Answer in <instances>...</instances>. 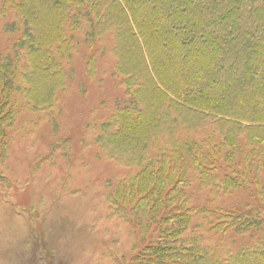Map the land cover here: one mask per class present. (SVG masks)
Returning a JSON list of instances; mask_svg holds the SVG:
<instances>
[{
  "label": "trees",
  "instance_id": "trees-1",
  "mask_svg": "<svg viewBox=\"0 0 264 264\" xmlns=\"http://www.w3.org/2000/svg\"><path fill=\"white\" fill-rule=\"evenodd\" d=\"M4 7L17 12L24 36H47L67 56L68 30L82 28L81 20L90 45L112 36L115 72L128 100L102 125L108 131L102 142L140 172L110 202L140 233L158 234L134 261L264 264V245L220 261L199 238L184 239L193 214L208 212L190 207L188 189L194 182L201 190L228 195L251 183L250 168L264 160V0H0V11ZM30 60L38 81L27 77L24 67L16 78V61L0 56V138L9 127L7 109L16 92L28 104L51 106L56 88L64 85L55 78L59 63L51 54ZM88 63L93 68L94 58ZM207 122L219 129L221 139L214 134L206 141L190 138ZM161 140V152L149 156L151 145ZM222 162L229 163L225 171ZM253 178L260 190L258 175ZM248 217L218 208L207 219L225 234L229 228L240 233L257 226L251 213Z\"/></svg>",
  "mask_w": 264,
  "mask_h": 264
},
{
  "label": "rangeland",
  "instance_id": "rangeland-1",
  "mask_svg": "<svg viewBox=\"0 0 264 264\" xmlns=\"http://www.w3.org/2000/svg\"><path fill=\"white\" fill-rule=\"evenodd\" d=\"M81 23L82 28L68 30L67 56L52 47L47 36L34 40L24 36L26 29L16 11L10 7L0 11V56L16 61V78L22 67L30 79L39 75L30 59L51 54L59 63L53 69L55 78L64 83L56 88L59 94L51 106L28 104L23 93L16 92L7 109L9 127L0 138V264H141L133 258L158 236L150 230L140 233L110 202V197L124 193L125 182L140 168L117 159L115 150L104 149L108 131L102 125L128 96L115 72L112 36L90 45L87 23ZM38 32L45 35L40 24ZM19 43L23 49H18ZM92 58L93 68L88 67ZM183 131L179 128L178 135L184 136ZM213 134L221 139L219 129L207 122L190 138L206 141ZM163 144V140L152 144L149 156L161 152ZM222 167L220 171L227 170L229 163L222 162ZM250 171L252 182L228 195L201 190L198 182L191 185L190 207L208 212L193 214L186 243L199 238L220 261L244 248L264 245V160ZM255 174L260 190L254 186ZM218 208L247 218L251 213L257 226L218 233L207 219L209 211Z\"/></svg>",
  "mask_w": 264,
  "mask_h": 264
}]
</instances>
